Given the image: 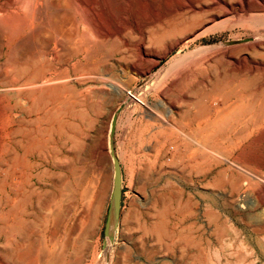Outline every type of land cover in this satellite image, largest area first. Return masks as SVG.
<instances>
[{
    "label": "rangeland",
    "instance_id": "1",
    "mask_svg": "<svg viewBox=\"0 0 264 264\" xmlns=\"http://www.w3.org/2000/svg\"><path fill=\"white\" fill-rule=\"evenodd\" d=\"M171 1L0 0V264H264L263 12Z\"/></svg>",
    "mask_w": 264,
    "mask_h": 264
},
{
    "label": "bare ground",
    "instance_id": "2",
    "mask_svg": "<svg viewBox=\"0 0 264 264\" xmlns=\"http://www.w3.org/2000/svg\"><path fill=\"white\" fill-rule=\"evenodd\" d=\"M199 0H173L171 2H169L165 8V10L163 11V13H160L156 10H152L150 11L149 13H145V16H144V21L143 22H146V24H153L155 22H158L160 21L161 19H164L166 17H174L176 16L175 18L177 19V17L180 16V13L181 12H188L186 14H189V13H195L196 12V9L198 7H200L197 3H198ZM203 1V0H202ZM211 2L214 3L216 9H218L219 11H222L224 14L227 13L228 11L231 13V12H235V11H240V12H246V11H249V12H263V15L262 17L264 16V0H257L258 2L255 1V3L253 5H249L248 4V0H241V2L238 4L237 7H234L232 5V2H236L235 0H209ZM239 1V0H238ZM184 12V13H185ZM183 14V13H181ZM228 14V13H227ZM259 14V13H258ZM257 14V15H258ZM178 15V16H177ZM260 15V14H259ZM86 16H84L85 18ZM225 17V16H224ZM180 18V17H179ZM86 19V18H85ZM259 19V18H258ZM12 20V19H11ZM87 20V19H86ZM178 20V19H177ZM257 20V19H256ZM263 20V19H262ZM18 21V20H16ZM89 21H91L89 19ZM230 21V20H229ZM257 22V21H256ZM261 22V21H260ZM20 23V22H19ZM19 23H16V24H19ZM251 23V22H250ZM15 24V22H14ZM15 24V26H16ZM254 24V23H253ZM10 25V24H9ZM12 26V25H11ZM19 26V25H18ZM12 29V27H10ZM14 28V27H13ZM98 29V28H97ZM101 30V29H100ZM97 32V31H96ZM101 32V31H100ZM100 32H97V33H100ZM103 32V31H102ZM101 32V33H102ZM100 33V34H101ZM104 34V33H103ZM251 38V40H250ZM248 42L251 44V45H255L259 40L257 39V36H252L250 37ZM246 39H242V40H237L235 41V43L233 45H237V44H240L242 42H245ZM257 45V44H256ZM134 97V96H133ZM238 99V98H237ZM225 102V101H224ZM236 104V103H235ZM234 104V105H235ZM258 123V122H257ZM264 123V121H263ZM257 126V125H256ZM217 132V131H216ZM107 150H108V135H107ZM109 154V153H108ZM110 157V156H109ZM110 161H111V158H110ZM41 177V176H40ZM76 180V179H75ZM78 180V179H77ZM76 180V181H77ZM67 183V182H66ZM65 183V184H66ZM30 184V183H29ZM68 184V183H67ZM234 184V183H233ZM20 185V184H19ZM18 185V186H19ZM24 186V185H23ZM17 187V186H16ZM20 188V187H19ZM74 190V189H73ZM43 193V192H42ZM55 195V194H54ZM28 196V195H27ZM63 196V195H62ZM25 197V196H24ZM16 204V203H15ZM11 212V211H10ZM9 212V213H10ZM16 214V213H15ZM17 220V219H16ZM23 220V219H22ZM28 221V220H27ZM21 222V221H20ZM24 222V221H23ZM18 225V224H17ZM2 229V228H1ZM110 234H112V231H113V220L111 219V223H110Z\"/></svg>",
    "mask_w": 264,
    "mask_h": 264
},
{
    "label": "water",
    "instance_id": "3",
    "mask_svg": "<svg viewBox=\"0 0 264 264\" xmlns=\"http://www.w3.org/2000/svg\"><path fill=\"white\" fill-rule=\"evenodd\" d=\"M122 106H119L111 116L109 130H108V153L111 158L112 166V179H111V190H110V203L109 210L106 216L104 226H103V235L111 240L110 234V223L111 219L113 220V226L119 215L120 201H121V171L119 162L114 154L112 146V138L115 129V123L118 113L121 111Z\"/></svg>",
    "mask_w": 264,
    "mask_h": 264
},
{
    "label": "crops",
    "instance_id": "4",
    "mask_svg": "<svg viewBox=\"0 0 264 264\" xmlns=\"http://www.w3.org/2000/svg\"><path fill=\"white\" fill-rule=\"evenodd\" d=\"M47 264H52V261L49 259V260L47 261Z\"/></svg>",
    "mask_w": 264,
    "mask_h": 264
}]
</instances>
